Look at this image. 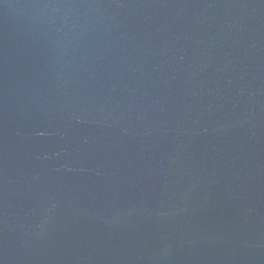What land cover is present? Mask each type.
Returning <instances> with one entry per match:
<instances>
[{"label":"water","instance_id":"1","mask_svg":"<svg viewBox=\"0 0 264 264\" xmlns=\"http://www.w3.org/2000/svg\"><path fill=\"white\" fill-rule=\"evenodd\" d=\"M0 264H264V0H0Z\"/></svg>","mask_w":264,"mask_h":264}]
</instances>
